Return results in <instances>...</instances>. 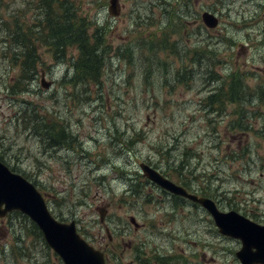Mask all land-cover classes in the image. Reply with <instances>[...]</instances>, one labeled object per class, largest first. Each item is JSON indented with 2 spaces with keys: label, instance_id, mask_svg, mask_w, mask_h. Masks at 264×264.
<instances>
[{
  "label": "rangeland",
  "instance_id": "rangeland-1",
  "mask_svg": "<svg viewBox=\"0 0 264 264\" xmlns=\"http://www.w3.org/2000/svg\"><path fill=\"white\" fill-rule=\"evenodd\" d=\"M39 1L0 3L1 160L60 220H75L106 264H241L238 239L139 165L264 224V0H119L116 17L110 0H71L63 7L76 8L92 23L91 39L97 33L107 44L100 81L77 75V46L58 62L49 39L37 40ZM206 11L217 26L206 25ZM15 20L39 47L33 80L19 82L24 48L4 40ZM143 58L154 71L145 73ZM238 73L244 81L228 86ZM213 93L222 97L210 104ZM225 97L236 100L223 106ZM61 126L65 139L51 146ZM25 222L0 217V264H64Z\"/></svg>",
  "mask_w": 264,
  "mask_h": 264
},
{
  "label": "water",
  "instance_id": "water-1",
  "mask_svg": "<svg viewBox=\"0 0 264 264\" xmlns=\"http://www.w3.org/2000/svg\"><path fill=\"white\" fill-rule=\"evenodd\" d=\"M118 2L119 0H110L108 9L112 16L120 15ZM202 17L209 27H215L219 23L210 12H204ZM50 84L42 81L45 88ZM140 168L144 176L161 188L206 208L213 215L221 234L239 239L242 246L236 255L241 264H264V224L235 210H220L213 199L189 192L145 162L140 163ZM14 209L23 211L38 223L48 243L62 256L65 264H105L104 253L80 236L75 222L66 224L56 220L35 186L22 176L12 173L0 161V217ZM100 215L101 221H104V209H100ZM132 220L135 222V219Z\"/></svg>",
  "mask_w": 264,
  "mask_h": 264
},
{
  "label": "trees",
  "instance_id": "trees-1",
  "mask_svg": "<svg viewBox=\"0 0 264 264\" xmlns=\"http://www.w3.org/2000/svg\"><path fill=\"white\" fill-rule=\"evenodd\" d=\"M1 1L2 0H0V3ZM39 2L40 3L37 5L39 9L35 8L38 10V14H40L41 16L39 19L38 30L34 31L37 40L42 39L43 37L49 39L44 43L54 51V56L58 62H64L66 60V50L68 49V47L77 46L79 50V55L70 63L72 64V67L75 68L77 75L85 79L100 81V72L106 66V62L104 61V55H106L108 48L105 41L102 44L101 37H98L97 33L92 35V39L89 36L91 28L90 26L92 24L91 21H88L86 17L78 15L76 8H73V10H71L70 7H63V4H73L71 0H40ZM14 28L15 29L7 32L9 36L6 37L4 40H9V42L10 40H14L15 43L17 42L18 44L19 42L24 48V51L21 54V65H23L24 73L22 74L19 82L33 80L38 73V69L36 67L38 63L36 55V51L39 48L37 46L38 44H33V41L29 42L28 36L30 37L31 35L27 33V30L22 27L18 20H15ZM29 29L32 31L31 28ZM39 33L41 35H39ZM92 41L94 43H92ZM155 52L157 53V51ZM17 55L18 54L16 53L15 57H17ZM124 58H128L129 63H133V56H124ZM198 58V50H195L191 60L195 61ZM143 59V67L145 68L144 63L147 61H145V58ZM25 63L29 64L27 70L24 66ZM144 71H146L145 73L148 74L154 71V69L145 68ZM244 78L245 74H235L233 75V80L228 84V86L232 85L235 82L242 83L244 81ZM184 79L185 76L183 74V77L179 79V82L183 83ZM232 88L234 89L235 86H232ZM219 90H225V88H221ZM215 94L216 93H213L208 97V101L210 104L212 102V98L215 97ZM221 97V94H216V98L218 100H220ZM233 100L235 101L236 99H233L231 97H225L221 100L220 104L224 106L226 103L232 102ZM36 128L37 125H35L34 129ZM49 130H56V127L52 126L49 128ZM64 131L65 129L61 126V128H59V134L57 135L58 137L54 141H51V146L56 145L57 143H60L65 139V137L63 136ZM180 184L185 186L190 191H193L192 189H190L188 182L181 180ZM22 217L24 218V220L29 221L25 222L26 224H28L29 226H34L37 231L40 232L35 223L31 222L26 216L22 215ZM40 234L41 238L43 239L41 232Z\"/></svg>",
  "mask_w": 264,
  "mask_h": 264
},
{
  "label": "bare ground",
  "instance_id": "bare-ground-1",
  "mask_svg": "<svg viewBox=\"0 0 264 264\" xmlns=\"http://www.w3.org/2000/svg\"><path fill=\"white\" fill-rule=\"evenodd\" d=\"M84 254V253H83ZM82 255V254H81Z\"/></svg>",
  "mask_w": 264,
  "mask_h": 264
}]
</instances>
